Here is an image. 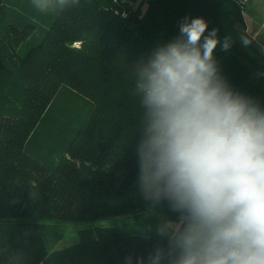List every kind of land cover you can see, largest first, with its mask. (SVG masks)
I'll use <instances>...</instances> for the list:
<instances>
[{
    "label": "trees",
    "instance_id": "1",
    "mask_svg": "<svg viewBox=\"0 0 264 264\" xmlns=\"http://www.w3.org/2000/svg\"><path fill=\"white\" fill-rule=\"evenodd\" d=\"M27 1L0 0V264H167L154 229L175 214L137 186L136 66L203 17L230 39L219 75L264 107V0H79L43 20Z\"/></svg>",
    "mask_w": 264,
    "mask_h": 264
},
{
    "label": "clouds",
    "instance_id": "2",
    "mask_svg": "<svg viewBox=\"0 0 264 264\" xmlns=\"http://www.w3.org/2000/svg\"><path fill=\"white\" fill-rule=\"evenodd\" d=\"M78 4L33 0L41 13ZM218 45L227 51L230 39L185 17L135 70L137 186L150 212L166 205L175 214L154 229L169 242L167 264H264V107L219 75ZM164 258L157 249L150 264Z\"/></svg>",
    "mask_w": 264,
    "mask_h": 264
},
{
    "label": "rangeland",
    "instance_id": "3",
    "mask_svg": "<svg viewBox=\"0 0 264 264\" xmlns=\"http://www.w3.org/2000/svg\"><path fill=\"white\" fill-rule=\"evenodd\" d=\"M148 1L149 0H134V3H135L136 6H138L140 4H143V9L146 10V8L148 6ZM24 8H25L26 12L27 11L28 12L34 11L36 14H38L40 16L39 18H41V17L48 18L50 13H52V12H50V13H41L38 10H36L33 7V0L27 1L26 6ZM79 44L80 43H78V45ZM102 224L105 225V226L126 227L128 229H132L133 230L135 222H134L133 218H126V219H112V220L105 221ZM73 226L77 227L76 225H73ZM75 227H73V228L75 229ZM76 238H78V237L76 236ZM66 242H68V241H66ZM64 243H65V241H63V245H64Z\"/></svg>",
    "mask_w": 264,
    "mask_h": 264
},
{
    "label": "crops",
    "instance_id": "4",
    "mask_svg": "<svg viewBox=\"0 0 264 264\" xmlns=\"http://www.w3.org/2000/svg\"><path fill=\"white\" fill-rule=\"evenodd\" d=\"M250 26L252 27V26H253V24H251V23H250ZM248 29H249V28H248ZM258 29H260V28H258ZM59 245H60V244H59Z\"/></svg>",
    "mask_w": 264,
    "mask_h": 264
},
{
    "label": "built area",
    "instance_id": "5",
    "mask_svg": "<svg viewBox=\"0 0 264 264\" xmlns=\"http://www.w3.org/2000/svg\"><path fill=\"white\" fill-rule=\"evenodd\" d=\"M241 1H245V0H241Z\"/></svg>",
    "mask_w": 264,
    "mask_h": 264
}]
</instances>
